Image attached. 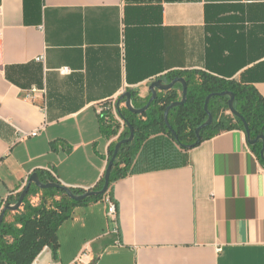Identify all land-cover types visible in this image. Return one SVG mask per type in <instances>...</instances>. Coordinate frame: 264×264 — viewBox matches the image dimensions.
<instances>
[{
  "label": "crops",
  "instance_id": "obj_1",
  "mask_svg": "<svg viewBox=\"0 0 264 264\" xmlns=\"http://www.w3.org/2000/svg\"><path fill=\"white\" fill-rule=\"evenodd\" d=\"M196 70L264 97V0H0V214L34 174L95 190L120 136L102 133L104 107ZM187 158L113 183L114 218L107 197L76 208L57 256L34 264H264V163L247 133L222 132Z\"/></svg>",
  "mask_w": 264,
  "mask_h": 264
},
{
  "label": "trees",
  "instance_id": "obj_2",
  "mask_svg": "<svg viewBox=\"0 0 264 264\" xmlns=\"http://www.w3.org/2000/svg\"><path fill=\"white\" fill-rule=\"evenodd\" d=\"M176 78L186 80L188 95L183 105L172 108L169 112V124L175 135L166 123L165 113L173 103L182 101L183 94L181 95L180 92L183 93V85L181 84L170 91L158 92L157 98L143 114H135L125 106L121 108V103L118 106L117 102V114L126 126L122 133H120L122 125L116 120L112 109L108 105L104 107L100 119L102 133L106 137H116L120 133L119 141H121L131 135L128 125L134 130L133 141L123 144L119 150L112 168L110 186L132 174L183 167L188 163L189 146L197 147L205 140L225 131L240 129L246 132L244 122L229 114L230 96H215L208 104L213 122L200 132V143L196 144L198 140L196 131L208 120L205 105L211 94L224 92L233 94L234 109L245 119L249 128L248 139L256 140L264 137V97L253 85L197 70L171 72L160 80L164 84H169ZM148 101H140V98L132 93L131 102L134 109H142ZM117 143L110 148L109 161ZM252 148L264 163L260 155L263 141L259 140ZM37 176L46 183H57L52 178L43 179ZM103 186L104 178L95 190H102ZM72 191L75 195L83 194L75 189ZM39 194L42 196L41 202L38 205L32 204L29 197ZM105 196H92L77 202L62 190H42L32 187L22 205L23 209L17 211L13 221L7 220L11 211L6 213L0 228V264H34L46 249H51L57 256L60 249L58 234L61 226L73 218L76 208H87L104 200ZM18 201L19 197L15 199V204Z\"/></svg>",
  "mask_w": 264,
  "mask_h": 264
},
{
  "label": "water",
  "instance_id": "obj_3",
  "mask_svg": "<svg viewBox=\"0 0 264 264\" xmlns=\"http://www.w3.org/2000/svg\"><path fill=\"white\" fill-rule=\"evenodd\" d=\"M178 84H181L183 85V96H182V101H179V102H176V103H173L171 106H169L166 110V113H165V120H166V123L169 127V129L172 131V133L175 135V131L172 129V127L170 126L169 124V120H168V116H169V112L172 108H175L177 106H180V105H183L186 100H187V95H188V85L186 83V80L184 78H176L174 81H172L171 83L169 84H164L162 80H157L155 82H153L150 86V91H151V97L148 101V103L145 105V107H143L142 109H134L133 105H132V93L131 92H128L124 95H122L118 101V106L120 105V103L125 100V106L133 113L135 114H143L145 113L149 107L152 105V103L154 102V100L157 98L158 96V92H167V91H170L172 90L176 85ZM215 96H230V101H229V108H230V113L235 116V117H238L240 118L244 124H245V128H246V133L249 137V128L246 124V121L245 119L234 109V101H235V96L233 94H230V93H227V92H224V93H221V94H211L207 100H206V105H205V111L207 112L208 114V120L207 122H205L203 125H201L197 131H196V134H197V142L196 144H199L200 143V132L206 128L207 126H209L212 122H213V117L212 115L209 113L208 111V104L210 102V100L215 97ZM130 131H131V135L128 139H124V140H121L117 143L116 147H115V151H114V154L111 158V160L109 161V164H108V167H107V170H106V173H105V177H104V186H103V189L102 190H99V191H96V190H92V191H88L82 195H75L72 191L71 188L69 187H66L65 185H62L61 183L57 182V183H54V182H50V183H42L40 181V179L38 178V176L36 174L32 175L31 178L29 179V183L28 185L26 186V188L23 190V192L21 193L20 197H19V201L17 204H15L14 206L11 205V204H8L5 206V208L2 210L1 214H0V228L4 222V219H5V216H6V213L8 211H13V212H16L18 211L26 197L29 195L30 193V189H31V186L32 184H35L38 188L42 189V190H46V189H59V190H62L64 191L71 199L77 201V202H82L84 201L85 199L89 198V197H92V196H102V195H107L108 192H109V189H110V177H111V172H112V168L114 166V163H115V160L118 156V153H119V150L121 148V146L123 144H126V143H129L131 141H133L134 139V130H133V127L131 125H128ZM259 140H262L263 141V148L260 152V155L262 157V159L264 160V137H260L256 140H249V143L254 146L258 143ZM195 145H192V146H189L188 148L189 149H192L194 148Z\"/></svg>",
  "mask_w": 264,
  "mask_h": 264
},
{
  "label": "built area",
  "instance_id": "obj_4",
  "mask_svg": "<svg viewBox=\"0 0 264 264\" xmlns=\"http://www.w3.org/2000/svg\"><path fill=\"white\" fill-rule=\"evenodd\" d=\"M37 62H40V63H42V62H44L45 61V56L44 55H42V56H39V57H37ZM110 109H112V111L114 112V115H115V118H116V120L118 121V122H120L121 123V125H122V127H121V130H120V133H122V130H123V128H124V126H125V123H124V121L121 119V117L117 114V111H116V109H115V106L114 107H109ZM103 112V110L101 111V113ZM2 120V117H1V115H0V121ZM19 132V134H18V136H19V140H25L26 138H28V137H38L39 135H40V133H41V129H38V130H36V131H34V132H32V133H29V134H27V133H24V132H22V131H18ZM119 133V134H120ZM50 174L53 176V177H56V175L54 174V172L53 171H50ZM107 201H108V217H110V218H114V217H116V215H117V207H116V204L111 200V198L109 197V196H107Z\"/></svg>",
  "mask_w": 264,
  "mask_h": 264
},
{
  "label": "rangeland",
  "instance_id": "obj_5",
  "mask_svg": "<svg viewBox=\"0 0 264 264\" xmlns=\"http://www.w3.org/2000/svg\"><path fill=\"white\" fill-rule=\"evenodd\" d=\"M229 114H231L230 112H229ZM232 115V114H231ZM125 129H126V126H124V128H123V130H122V132H124L125 131ZM108 195V194H107ZM107 195L105 196V197H107ZM35 198H31V202L32 203H34V205H38L40 202H41V198H42V196H41V194H39V195H37V196H34ZM14 206V205H13ZM12 212L11 213H9L8 214V218L10 219L11 217H12ZM65 252H68V250H64Z\"/></svg>",
  "mask_w": 264,
  "mask_h": 264
}]
</instances>
